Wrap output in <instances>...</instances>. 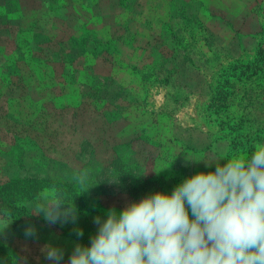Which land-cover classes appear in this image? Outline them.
<instances>
[{"label": "rangeland", "instance_id": "rangeland-1", "mask_svg": "<svg viewBox=\"0 0 264 264\" xmlns=\"http://www.w3.org/2000/svg\"><path fill=\"white\" fill-rule=\"evenodd\" d=\"M70 1L67 0L68 3ZM124 2H131V6L127 3L123 5L121 0H81L77 8L79 13L75 12L81 18L77 23L83 25L87 22L93 28L104 30L103 35H108L110 30L117 33L128 22L129 27L138 33L134 44L146 50L135 52L128 42L122 40L119 46L124 49L123 55L117 56L126 59L130 56L127 52L135 53L130 62H135L138 67L144 63L150 66L158 63L161 77L155 83L143 82L139 85L140 82L134 80L138 73L127 66L117 65L109 72L131 88L130 93L137 97L133 107L121 105L117 110L105 106L107 112L97 111L88 105L82 95V91L90 89L82 87L70 93L68 89L63 91L62 113L57 108L50 110L42 123H29L31 116L21 108H10L8 113L16 115L10 118L11 121L0 123V188L11 180L23 181L28 177L49 178L68 184L59 194L52 185L47 184L49 188L40 191L42 198L31 201H11V196H5L9 210L4 209L0 198V244L12 246L18 257L17 264H52L47 258L49 246L62 250L64 256L61 264H66L77 244H90L99 227L95 222L97 217L106 219L109 210H123L130 203L140 200L132 190L128 191L127 185H116L110 181L106 191L101 188L98 182L101 165L112 156L108 154L110 147L129 149L145 165L142 174L147 178L149 190L140 193L146 196L155 191L171 192L190 175L194 165L198 172L215 167L211 162V153L186 152L182 144L171 148L170 154L185 161V165L189 160L192 166L187 165V171L182 172L175 167V162L166 161V153H161L162 158H157L158 151H164L162 145H172L175 137L195 146L201 144L197 146L199 149L211 139L209 136L225 137L224 145L214 148L224 155L230 149L229 141L235 138V134L226 129L227 125H243L250 131L264 126V102L260 103V99L255 98L260 94L264 100V66L252 68L255 61L262 64L264 60V0ZM30 18V15L25 16L23 23H28ZM199 24L208 29L200 27L195 34L194 28L197 29ZM185 28L188 29L187 35L192 30L195 34L193 39H189L194 50H184L182 54L193 60L188 63L179 58L183 42L182 35L177 31ZM207 35H215L218 43L229 47L239 36L245 51L242 55L231 57L224 56L228 53L225 51L220 62L214 57V53H217L216 43L205 40ZM260 47L262 49H258ZM204 54L210 59L203 58ZM84 66L85 63L81 68ZM26 67L31 69V65ZM234 69L242 72L240 77L243 83L239 86L242 91L235 89L233 92V82H228L233 79L229 73ZM105 70L102 67V71ZM252 74L251 79H245ZM60 87L59 83L56 84L54 91L61 92ZM211 87H219L217 96ZM40 92L34 90L32 94L42 98ZM65 94L67 97H64ZM121 102L124 104V101ZM5 108L6 104L0 100V113H4ZM226 110L224 114L221 113ZM55 135L56 140H53ZM250 136L247 132L244 138L236 140L247 144ZM10 142L30 149L35 159H43L45 154L51 153L54 160L50 161L48 170L40 169L32 164L26 154L22 157V151H10ZM107 143L112 145L107 147ZM241 152H231V155L240 157ZM156 180H161L160 188L156 187ZM83 202L88 203L94 218L81 216ZM41 207L46 208L39 210ZM16 210L22 211V217L13 214ZM80 232H83L82 236Z\"/></svg>", "mask_w": 264, "mask_h": 264}, {"label": "trees", "instance_id": "trees-1", "mask_svg": "<svg viewBox=\"0 0 264 264\" xmlns=\"http://www.w3.org/2000/svg\"><path fill=\"white\" fill-rule=\"evenodd\" d=\"M70 2L68 3L67 0H0V100L7 106L4 109V113H0V123L5 120L9 121L13 115H16L8 113L13 108L17 110L21 108L26 115L31 116L28 120L29 123H42L45 115L50 110L53 111L57 108L60 110L59 113H62L64 103L63 96L61 95L64 94L65 90L68 89L67 92L70 93L73 89L79 88L81 90L83 89L82 87L90 89V91H82V95L84 99H87L88 105H92L97 111L107 112L106 107H114L119 110V106L121 105L133 107V103H136L137 97L134 93H130L131 88L124 85L121 80L109 73L110 71L112 72V67L116 68L117 65H120L119 67L127 66L133 71H136L139 77H135L134 80L137 79L140 82L139 85L143 82L155 83L160 79L161 69L157 67L158 63L155 62V65L151 66L144 63L141 67H138L135 62H130V60L134 59L135 53L128 52L129 57L126 59L119 58V56L123 55L122 51L124 50L122 46H119L122 40L128 42L135 52L146 50L134 44L138 33L129 27L128 22L123 24L117 33L110 30L108 35H103L104 30L100 31L95 27L93 28L87 22L83 23V25L77 23L76 21L78 19L81 20V18L76 14L75 10L79 13L77 8L81 5V0H77V2L71 0ZM121 3L123 5L127 3L131 6V2L121 0ZM23 11H26V13L23 14ZM27 15L31 16L30 21L23 23V18ZM200 27L208 29L205 25L199 24L197 25V29L194 28L195 34H197L198 28ZM194 31L192 30L189 35H187V28L182 30L178 29L177 31V33L182 35L181 41L183 42L179 58H182L187 63L193 60L187 59L182 54L184 50H194L195 47L189 42V39H193L195 36ZM238 37L234 39L230 47L229 45L218 43L215 40V35H207L205 40L216 43L217 53H214V57L220 61L219 59L222 58L221 55L225 51L228 53L224 56L229 57L244 53L245 48L243 49L241 40ZM258 49L262 48L260 47ZM88 55L90 57L84 60ZM203 58L210 59L205 54ZM84 63L86 66L81 68V65H84ZM258 63V61H255L252 68L255 69L261 65L262 67L264 66V60L262 64ZM27 65H31V69H27ZM102 67L106 70L102 71ZM234 70L229 73L233 79L228 80L226 78V85L228 80L230 83L233 82V89L231 88L234 90L233 92L237 89L242 91V87H239L243 83L242 77H240L242 72L237 69ZM252 77L253 74L252 76L247 75L245 79H251ZM58 83L61 86V92L54 91ZM34 90L42 91L40 92L43 94L42 98L35 97L32 94ZM211 90L214 91L216 96L219 94V87H211ZM256 96L255 98L260 99V103L264 102L262 100L263 96L260 94ZM64 97H67V95L65 94ZM84 99H82V104H84ZM139 100L138 98V103L140 104ZM121 101H124V104H121ZM227 110L221 113L224 114ZM102 115L104 116L103 113ZM223 122L228 123L226 120H223ZM226 129H229L233 135L235 134V138L233 137V140L229 141L230 149L224 155L219 151H215L214 148L215 146L220 147L224 145L223 142L227 139L215 135L214 137L209 136L211 139L208 142L205 141L204 146H201L200 149L201 144L195 146L184 141H179V138L175 137L176 141H173L172 145H162L164 151H158L156 157H161V153H166L164 157L166 161L175 162V167L185 172L187 171V165H192L188 162L189 160L186 161L187 165H185V161L170 154L171 148L175 145L182 144L186 152L190 150L195 153L209 152V154L211 153V159L213 161L217 158H232L231 152L238 154V151H242L240 158H247L254 150V145L257 142H264V126L260 129L258 128L259 130L257 131H250L249 128L243 125L236 127L227 125ZM247 132L251 134L247 144L236 140V138H244ZM56 136H54L53 140H56ZM44 143L47 144L48 141H44ZM110 145L112 144L107 143L106 146L110 147ZM158 146H161V144ZM110 149L111 151L107 153L112 156H109L107 161H104V164L102 163L101 165V178L99 176L98 180L101 188L106 191L108 183L113 181L116 185H127L128 191L132 190L137 198H144L145 196L140 192H144L146 189L149 190V187L146 186L147 178L142 174L145 170V165L140 163L136 159V156L131 154L133 152H130L129 149L121 150L120 146L110 147ZM9 150L22 151V157L26 154L27 158L32 160L31 162L34 166L44 170H48L50 161L54 160L51 153H48V155L45 154L43 159H35L36 157L30 153V149H23V146L19 143L10 142ZM149 152L151 151L149 150ZM208 156L210 157V155ZM210 170L204 169L202 171L206 172ZM197 172V167L194 165V170L192 169L189 176ZM47 184L52 185L57 194L62 193L64 187L68 185L67 183L51 181L49 178L36 177H28L23 181L19 179L11 180L2 185L0 188V198L4 209L9 210L8 205L6 206L5 196H11V201L15 199H25L28 201L36 198L39 199V197L42 198L40 191H45L49 188ZM161 184V180L155 181L157 188H160ZM88 206V203L83 202L81 204V216L88 218L89 215L94 218L93 211ZM21 212L16 210L13 214L22 217ZM15 253L11 245L0 244V264H17L18 257Z\"/></svg>", "mask_w": 264, "mask_h": 264}, {"label": "clouds", "instance_id": "clouds-1", "mask_svg": "<svg viewBox=\"0 0 264 264\" xmlns=\"http://www.w3.org/2000/svg\"><path fill=\"white\" fill-rule=\"evenodd\" d=\"M211 162L171 192L97 217L90 244H77L66 264H264V142L247 158ZM63 256L48 247L52 264Z\"/></svg>", "mask_w": 264, "mask_h": 264}]
</instances>
